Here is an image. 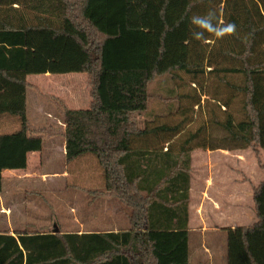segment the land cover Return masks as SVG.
Masks as SVG:
<instances>
[{
    "label": "trees",
    "instance_id": "16d2710c",
    "mask_svg": "<svg viewBox=\"0 0 264 264\" xmlns=\"http://www.w3.org/2000/svg\"><path fill=\"white\" fill-rule=\"evenodd\" d=\"M128 1L0 0V193L8 166L42 152L35 135L50 136L29 122L28 77L85 74L89 109L58 104L67 188L119 200L132 223L80 233L56 218L54 233L27 218L16 237L0 234V264H190L194 152H264V0H145L143 29L129 26ZM137 70L148 109H110V72ZM184 184L183 200H159ZM253 194L256 222L227 229V264H264V180ZM163 212L174 223H158Z\"/></svg>",
    "mask_w": 264,
    "mask_h": 264
},
{
    "label": "rangeland",
    "instance_id": "374dc122",
    "mask_svg": "<svg viewBox=\"0 0 264 264\" xmlns=\"http://www.w3.org/2000/svg\"><path fill=\"white\" fill-rule=\"evenodd\" d=\"M127 6L130 27H143L145 0H129ZM51 75L56 78L44 77L46 79L44 82L30 79L33 85L30 101L37 98L39 94L47 93L55 95L62 105L72 109L87 106L89 89L85 74ZM130 76L127 78L126 74L117 76L116 73L110 72L109 83L111 86H117L121 77L124 81L120 83L124 91V98H122L124 104L121 106L143 110L146 106L145 74L133 72ZM54 84L59 85L54 87ZM111 93L110 89V95ZM115 96L119 99L121 95ZM195 157V160L198 159V169L196 164L195 172L198 170V176L201 177L203 171L202 190H205L209 178L213 181V186L211 183L212 187L206 190L207 197L204 198L203 208L199 214L197 207L202 190L200 192L198 187L194 191L192 189V225L197 228L192 233L191 239L192 264H209V253H216V264H226L228 260L227 229L239 226L250 227L256 222L253 188L264 180L262 168L264 152L258 153L252 149L237 152L218 151L207 157L206 151H197ZM5 164V161L0 163V171ZM33 165L37 170V176L32 173L31 178H28L31 179L28 180V185L32 187L30 191L27 189L28 198L25 199L27 203L24 202L23 193L15 190V187L24 185V182L19 185L17 180L21 179L9 176L6 184L4 178L7 193H10L7 199L0 202L5 209H0V222L8 216H11L15 222L23 221V219L26 221V218H29L31 222L37 223V229L46 231L51 229L57 218L61 229L65 232L91 230L89 224L85 222L82 225L80 222L84 220V217L92 214V208L89 206L92 204L90 199L92 196L79 188L68 189L67 180L71 176L68 173L65 178L61 175L59 177L46 175L44 171L49 168V163L34 162ZM195 177L197 180V175ZM215 200L222 207L221 211L214 209ZM201 219L205 220L207 232H203L204 229L200 225ZM199 260L201 263L198 262Z\"/></svg>",
    "mask_w": 264,
    "mask_h": 264
},
{
    "label": "crops",
    "instance_id": "0c3cea01",
    "mask_svg": "<svg viewBox=\"0 0 264 264\" xmlns=\"http://www.w3.org/2000/svg\"><path fill=\"white\" fill-rule=\"evenodd\" d=\"M129 19L130 18L128 15V22H130ZM141 28L142 29L144 28V22H143V27H141ZM133 72H143L145 74V78H146V73L144 71H140V70H137V71H115L113 73H116L117 76L118 75L121 76V74H126L127 78H130L131 77L130 73H133ZM67 75H70V74H67ZM51 76H52L51 74H46V75H31L28 77V81H29L31 86L28 89V103H27V116H28V119H29L31 126L37 131H45V130L49 131L50 136H48L46 138L44 135H41V134L35 135V137L40 136L42 138V140L44 141L43 150L40 153H38V152L29 153L28 164H27L26 169L15 170V169H11L8 166L7 169L3 173V177H5V183L6 184L8 182L9 176H14L16 178L21 179V180H17L19 185L22 182H24V185H20L18 187H15V190H17V192L23 193L24 202H26L25 199L27 200V189H28V191H30L29 189H31V187H32V186L28 185V180H31L28 178H31L32 173H35L34 175L37 176V170H36L35 166L33 165L34 162H39L41 164L42 163H46V164L49 163V165H50L49 168H47V170L44 171L46 173V175L54 176V177H59V175H61L63 178H65V176L66 177L68 176V174L66 172V166H65L66 141H65V138L63 136V134L65 132V128H66L65 115H64V112L61 109V107H59V105H58V104H61L62 102L55 95H50L47 93L39 94L37 96V98H33L30 101L31 92H32V88H33V85L30 82V79L34 78V79H38L39 82H44V81H46V79L48 77H51ZM44 77H46V79H44ZM51 78H56V77H51ZM86 81H87V85H88V89H89V92H88L89 95L87 98V102H88L87 106L85 108H79V109L70 108L71 110L89 109L92 100H91L90 86H89L87 76H86ZM123 82L124 81L121 80V77H119V84L117 86H115V85L111 86L109 83L108 106L112 110L135 109L132 107H122L121 106L122 104H124V102L122 101V98H124L123 97L124 91L122 89V86H120V83H123ZM54 85H55L54 87H57L59 84H54ZM110 89L112 90L111 95H110ZM114 91H116L115 94H114ZM145 91H146V106H145V108L143 110L135 109V110H138L140 112H145L148 109V89H147L146 79H145ZM115 95H118V96L121 95L119 97L120 100L118 98L116 99ZM196 152L197 151H195L193 154V164H192L193 170L191 173L192 175H191V179H190V192H189L190 219H189L188 231H189V236H190V264H192V257H193V253H192V249H191L192 233L195 232L197 229V228H195V226L192 225V217H193L192 189L194 191V189L196 187H198L199 191L201 192L202 184H203V180H204L203 179V171H202L201 177L198 176V170H197V172H195L196 164H197V169H198V159H196L197 162L195 160ZM206 152H207V157L212 156V154L214 153L211 151H206ZM224 152H227V151H224ZM6 160H7V165H9L10 162L13 160V158L8 157ZM58 164H60V166H58ZM195 175H197L198 183H197ZM147 178H148V182H149L151 177H147ZM22 179H24V180H22ZM182 182L183 183L186 182L185 178H182ZM211 183L213 186V181L209 178V182L206 184L205 190H202L201 200L199 202V206L197 207L198 214H199V212L202 211L204 198L207 197L206 190L208 188L212 187ZM6 184L3 185V188H2L3 190L0 193V202L3 199H7L8 195L10 193V192L7 193V188L5 187ZM167 186H165L163 189H165ZM148 187H150V184H148ZM152 187H154V182H152ZM185 187H186V184H184L183 186L181 185L180 187H176V186L172 187V191L168 192V194H167V192H164V196L159 197V200L162 203L170 205L172 203V201H170V199H172L173 193H176V195H181L180 197L183 200L184 195L186 194V188ZM93 192L95 194L99 193L100 188H98V187L93 188ZM84 193L89 194L88 192H84ZM90 199H92V197ZM216 202H217V200H215L214 209L216 211H221L222 207L218 204V202L217 203ZM89 206H90V208H92V214L87 216V217H84V220L82 222H80L82 225H84L85 222H86V224H89L90 229H91L89 231H95V232L116 231V232H119V231L129 230L132 227L131 218H130V211L127 208H125L119 200H117L111 196L103 195L100 198H98L96 196L93 198L92 204H90ZM204 208H205V206H204ZM0 209L1 210L4 209V208H2L1 204H0ZM203 214H204V209H203ZM181 218H182L181 221H184V218H185L184 217V211L181 215ZM156 219L158 220V223H163V224L174 223L173 220L171 219V217L169 216L168 212L159 213L156 216ZM178 219L179 218H177V220ZM27 220L28 219L26 218V221H25V219H23V221L15 222L11 216L6 217L3 222H0V234L9 233L10 235L16 237L18 232H23L26 230ZM35 224H37V223H35ZM200 225L204 229L203 232H207L205 230L207 225H206L204 219L203 220L201 219ZM212 230L219 231L218 229H212ZM89 231H81L80 233L89 232ZM174 233L176 235L179 234L178 231H176ZM203 248H205L204 244H203ZM198 262L201 263L200 260ZM209 264H216V253H209ZM226 264H227V261H226Z\"/></svg>",
    "mask_w": 264,
    "mask_h": 264
},
{
    "label": "water",
    "instance_id": "95a60500",
    "mask_svg": "<svg viewBox=\"0 0 264 264\" xmlns=\"http://www.w3.org/2000/svg\"><path fill=\"white\" fill-rule=\"evenodd\" d=\"M54 233H60L61 229L59 228L57 222L54 223V228H53Z\"/></svg>",
    "mask_w": 264,
    "mask_h": 264
}]
</instances>
